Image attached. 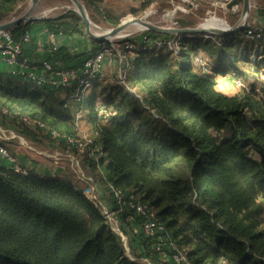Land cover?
<instances>
[{
  "label": "trees",
  "instance_id": "trees-1",
  "mask_svg": "<svg viewBox=\"0 0 264 264\" xmlns=\"http://www.w3.org/2000/svg\"><path fill=\"white\" fill-rule=\"evenodd\" d=\"M24 1L0 0V21ZM152 1L144 0L143 7ZM87 2L111 24L120 23L99 0ZM33 22H43L52 35H71L81 33L83 21L69 10L11 28L22 46L20 62L33 58L39 48L33 37L26 38ZM250 30L260 33L254 51L220 34L209 39L205 33L181 35L176 60L133 42L126 52L134 54L128 87L120 83L124 91H118V99L113 93L104 98L102 112L96 94L73 98L78 78L63 86L49 80L38 83L24 70L0 71L1 125L48 138L73 154L81 152L65 136L78 138L87 132L103 153L90 154L87 146L82 161L109 192L111 206L118 210L111 186L122 190L124 198L135 195L165 225L167 242L156 250V240L134 230L132 212H118L129 256L122 236L76 185L17 171L0 155V264H170L162 259L174 253L169 242L185 248L191 264H264V84L259 80L264 22L258 20ZM239 34L252 39L248 29ZM149 36L173 35L152 31ZM92 43L79 53L52 47L42 61L52 66L50 72H80L103 45L111 44L101 39ZM229 74L246 85L233 95L219 85L218 75ZM102 76L95 78L93 89ZM22 116L45 123L61 136L54 140L29 129ZM83 119L90 130L81 127Z\"/></svg>",
  "mask_w": 264,
  "mask_h": 264
},
{
  "label": "rangeland",
  "instance_id": "rangeland-1",
  "mask_svg": "<svg viewBox=\"0 0 264 264\" xmlns=\"http://www.w3.org/2000/svg\"><path fill=\"white\" fill-rule=\"evenodd\" d=\"M48 1L50 2L49 4H51L50 5L51 9H49V12L44 17L57 16L60 15L61 13L69 11L68 7H72V8L76 7L75 3L72 0H48ZM81 1L85 4V8L87 9L89 16L93 22L106 28L116 26L108 22L102 15L96 14L94 11H92L90 9V5L87 2V0H81ZM234 1L235 0H233L232 3L228 4L227 6L228 9H225L224 0H153L146 7H143L144 0H99V3L102 4L104 8L105 6H107L106 8H110L114 12V15L119 17L120 23L130 18L143 17L148 21H150L151 23H154L159 26L194 27V26H198V24L202 22H216V23L219 22L224 24L225 26L235 25L241 18L242 2L238 3ZM29 2L30 0H25L22 4L19 5V7L14 13L6 17L4 20L0 21V23L9 19L13 15H18L26 11L25 9L28 6ZM251 2H252L253 10L249 19L250 27L254 26L255 24H258V20L264 22V0H251ZM236 3L239 4V8L236 9V11H234L233 7L234 5H236ZM133 7L139 8L140 10L137 13H134L131 11ZM38 11H39V7L35 9V14ZM132 28L133 27H131L130 30L126 32V36L118 37L113 40L115 41L117 47L121 50V52L124 53L125 59L127 60L132 59L134 57V54L130 52L128 54L127 53L125 54L124 51L125 42L133 41L140 43L143 41L145 35H150V33L152 32V30H148V29L134 30ZM241 31L243 30L237 31L234 34H220V35L222 36V38H226L228 40L233 41L234 44L237 43V45L240 44V46H249L253 51L257 49L258 48L257 46L259 45L257 39L255 40L253 38L249 39V37L245 36L244 34L243 35L239 34V32ZM81 35L88 36L83 22L81 24ZM206 36H207L206 38L208 39L209 37H212L211 34H207ZM156 51H158V54H166V55L170 54L172 60H176L175 52H173L169 48L160 47L157 48ZM199 53L203 54L204 52L202 49H200ZM195 54L196 53H193V55ZM262 57L264 58V55H262L261 58ZM207 59L211 63L216 62V58L211 55L207 56ZM119 66H120V61L118 63V58H114L113 61L111 62L109 61V65L106 66L105 73L103 74L101 80L94 87L95 89L91 88L89 91V93L91 94L92 93L96 94L99 100L98 107L101 110V112L104 110V108H102L103 106L102 102L104 98L108 97L109 94L112 93L115 94L117 97L118 91H124L120 86L119 79L117 78L119 77L118 76L119 68H120ZM218 79L221 90H223L227 94L233 95L235 93H238V91L240 90L241 86L236 84L237 79L239 78L238 77L236 78L233 74H229L227 76L218 75ZM259 80L260 83L264 84V71ZM132 91H135L137 93L135 89H133ZM118 98L119 96L117 97V99ZM17 124L18 123H14L13 125H16V127L22 129V127L19 124L18 125ZM80 125L85 131L90 130V124L87 119H83L82 122H80ZM34 136L35 135L32 134L31 135L26 134L27 139L32 140L35 145L40 147V149L38 148L39 152H37L39 153L40 156L53 160V163L57 162L56 166L58 169L61 170L56 174L58 178L67 175L73 180V182H76L77 184L79 182L81 183L77 186L87 187L90 183L94 185L95 182L90 181L92 177L94 178L100 189V186L103 184L98 180L99 179L98 176H96V174L93 171H91L90 168L86 166V164H84L82 161V154L83 155L86 154L85 151H80L81 153L76 152L73 154L67 152L65 149H60L57 145L54 144L52 140L48 138H35ZM12 140H18L19 142V139L17 138H14ZM7 149L14 156H16L17 161H19L17 154L11 151L8 147ZM82 183L84 184L82 185ZM126 249H127V254L133 257L130 253L128 241L126 244ZM167 256L170 257L169 254H164V256L162 255L163 258H167ZM169 262L170 264H175L171 260Z\"/></svg>",
  "mask_w": 264,
  "mask_h": 264
},
{
  "label": "built area",
  "instance_id": "built-area-1",
  "mask_svg": "<svg viewBox=\"0 0 264 264\" xmlns=\"http://www.w3.org/2000/svg\"><path fill=\"white\" fill-rule=\"evenodd\" d=\"M224 1L225 9H228V4L233 2V0ZM238 8L239 4L236 3V5H234L233 7V10L236 11V9ZM248 28L249 34L254 40L260 37V33L254 34L253 31L250 30V26ZM30 36L31 33L27 32L26 38H29ZM180 38L181 35H173L172 37L162 36L156 38L145 35L142 41V48L148 49L166 47L175 52L176 55H178L181 50ZM109 41L111 44L103 45L98 50L97 54L85 63L80 72H77L75 70H60L50 72L52 70V66L46 61H41L42 64L39 63V61L33 59H28L20 62L19 57L22 54V46L13 39L9 31L0 33V56L6 63L17 65L23 68L24 71H26L38 83L49 80L52 84L66 86L70 84L71 80L78 78L79 89L75 93L73 98L80 100L92 88L95 78L105 73L107 64L109 63V61L111 62L114 59V50H116L118 54V63L120 61L118 74L119 82L128 87L126 77L130 60L125 59L124 53H122L121 50L117 47L115 41ZM133 47V41L125 42V54L127 52V49H132ZM236 84L240 86H246L241 79H237ZM145 107L149 109L148 106ZM80 116L81 112H78L77 117L80 118ZM20 120L26 127L38 132L41 135L50 134L51 138L54 140L61 136V134L56 130H49L45 123L39 120L27 116H22ZM0 131L2 132V136H0V155L3 158H6L10 163H12L17 171L27 174L28 169L19 164L16 156L9 152L7 147L1 142V139L4 138H17L19 139L20 143L28 147L27 137L10 127H0ZM65 139L69 144L76 146L80 151H86L87 146H91L90 154L98 153L99 155H101L103 153V147L101 145L95 144L94 140L89 136L87 132L82 133V135L78 138L65 136ZM90 181L95 182L94 185L90 183L87 187H83L79 190L82 191L87 196V198H89L96 204L102 215L109 221L112 229H114L122 236L123 240L125 241V246L128 240L120 227L118 218V212L121 211L132 212V217H134L135 220L137 218L141 219L142 221L138 222L140 224L142 233L156 240L154 244V248L156 250H162V248L167 244V242H165L164 240L166 227L156 218L155 212L149 206V204L141 202L135 195H130L128 198H124L122 190L116 189L111 186V189L114 192V195L119 204L118 210H115L111 206L109 196H107V198L103 196V193L99 189L94 178L91 177ZM168 245L169 248L174 250V253L170 255V257H172L176 264H191L187 257V250L185 248H179L173 242H169ZM147 263L152 264L149 260H147Z\"/></svg>",
  "mask_w": 264,
  "mask_h": 264
},
{
  "label": "crops",
  "instance_id": "crops-1",
  "mask_svg": "<svg viewBox=\"0 0 264 264\" xmlns=\"http://www.w3.org/2000/svg\"><path fill=\"white\" fill-rule=\"evenodd\" d=\"M49 3L50 2L48 0L40 1V3L37 6L39 7V11L37 12L38 15L36 14L39 18H42L47 15L49 9H51L50 7L51 4ZM18 15H13L10 18ZM31 28H32L31 37H33V39L35 40L36 44L39 47L35 56L31 58L33 60H37V61L44 60V58L50 53L52 47L66 46L72 53H79L91 49L93 45L92 39L89 38L88 36H82L81 33H74L71 35H65V34L52 35L48 32L43 22H33L31 23ZM107 65H109V63ZM11 70L14 71V70H24V69L17 65H11L6 63L0 56V71H11ZM0 127L3 126L0 125ZM0 136H2L1 131H0ZM14 141H16L17 143ZM1 142L11 151L17 154L19 164H21L23 167L37 174L40 177H57L56 174L61 171L56 166L57 162L53 163V160L48 159L46 157H42L39 155V153H37L39 152L38 148L40 149V147L35 145L32 140L28 139L27 142L28 147L25 145H21L22 143H20V141L18 142V140L4 138L1 139ZM60 178L72 182L74 185H76L78 189L83 188V186L80 187L77 186L81 184L80 182L78 184L76 182H73V180L67 175ZM83 184L84 183H82V185ZM100 190L102 191L103 196L107 198L109 192L106 191L103 185L100 186ZM130 222L136 232H142L140 224L134 219V217H130ZM162 259L165 261L171 260L173 263H175L172 257L169 256H167V258L162 257Z\"/></svg>",
  "mask_w": 264,
  "mask_h": 264
},
{
  "label": "water",
  "instance_id": "water-1",
  "mask_svg": "<svg viewBox=\"0 0 264 264\" xmlns=\"http://www.w3.org/2000/svg\"><path fill=\"white\" fill-rule=\"evenodd\" d=\"M41 0H30L29 8L19 14L18 16H14L0 23V33L10 30L20 23H25L31 20L38 19L39 17L35 14V9ZM76 8L69 7V10L75 11L80 18L82 19L86 33L91 39H101V40H114L121 35H125L126 32L135 24H142L148 30H152L155 32L163 33V34H172V35H197L199 33H207V34H234L240 30L249 29V19L252 13V2L251 0H243L242 1V14L239 21L229 27L228 29L223 28H214L207 29L204 27L198 26H180V27H165L159 26L154 23H151L148 20H145L143 17H134L128 20L122 21L117 26H113L110 28L102 27L101 25L93 22L89 16L87 9L85 8V4L81 0H72ZM101 29L102 31H94V29Z\"/></svg>",
  "mask_w": 264,
  "mask_h": 264
},
{
  "label": "bare ground",
  "instance_id": "bare-ground-1",
  "mask_svg": "<svg viewBox=\"0 0 264 264\" xmlns=\"http://www.w3.org/2000/svg\"><path fill=\"white\" fill-rule=\"evenodd\" d=\"M26 4V3H25ZM67 4V3H66ZM71 5V4H70ZM59 6H61V5H59ZM76 6V5H75ZM26 7V6H25ZM73 7H74V5H73ZM29 8V4H28V6L26 7V9L25 10H27ZM69 8V7H68ZM76 8V7H75ZM37 14V13H36ZM38 15V14H37ZM145 19V18H144ZM145 20H147V19H145ZM198 25H200L201 27H204V28H207V29H214V28H223V29H228L229 27H231V25L230 26H225L224 24H222V23H219V22H202V23H200V24H198ZM133 28L132 29H134V30H146V27L144 26V25H142V24H135L134 26H132ZM131 29V30H132ZM130 30V29H129ZM94 31H102L101 29H97V28H95L94 29ZM128 35V34H127ZM124 36H126V34L125 35H121V36H119V37H124Z\"/></svg>",
  "mask_w": 264,
  "mask_h": 264
}]
</instances>
